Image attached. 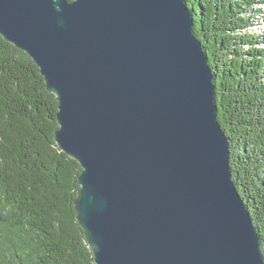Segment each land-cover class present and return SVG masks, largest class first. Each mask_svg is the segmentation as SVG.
Here are the masks:
<instances>
[{
	"label": "water",
	"instance_id": "95a60500",
	"mask_svg": "<svg viewBox=\"0 0 264 264\" xmlns=\"http://www.w3.org/2000/svg\"><path fill=\"white\" fill-rule=\"evenodd\" d=\"M187 0H0L58 100L96 264H264Z\"/></svg>",
	"mask_w": 264,
	"mask_h": 264
},
{
	"label": "trees",
	"instance_id": "16d2710c",
	"mask_svg": "<svg viewBox=\"0 0 264 264\" xmlns=\"http://www.w3.org/2000/svg\"><path fill=\"white\" fill-rule=\"evenodd\" d=\"M72 1V0H70ZM216 72L218 121L264 251V0H187ZM58 100L33 58L0 34V264H96L75 199L80 163L56 142Z\"/></svg>",
	"mask_w": 264,
	"mask_h": 264
},
{
	"label": "rangeland",
	"instance_id": "374dc122",
	"mask_svg": "<svg viewBox=\"0 0 264 264\" xmlns=\"http://www.w3.org/2000/svg\"><path fill=\"white\" fill-rule=\"evenodd\" d=\"M261 1V0H259ZM250 19H252V28L250 33L255 35H264V4H257L249 11ZM1 235V225H0Z\"/></svg>",
	"mask_w": 264,
	"mask_h": 264
}]
</instances>
